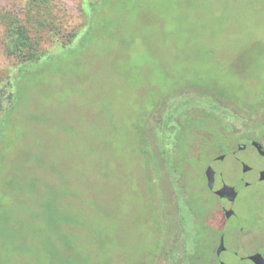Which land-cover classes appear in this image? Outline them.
Segmentation results:
<instances>
[{
  "label": "rangeland",
  "instance_id": "1",
  "mask_svg": "<svg viewBox=\"0 0 264 264\" xmlns=\"http://www.w3.org/2000/svg\"><path fill=\"white\" fill-rule=\"evenodd\" d=\"M13 23L38 61L7 53ZM0 90V264H184L226 132L189 115L173 167L163 127L196 100L240 113L264 98V0H0ZM243 193L249 224L264 185Z\"/></svg>",
  "mask_w": 264,
  "mask_h": 264
},
{
  "label": "flooded vegetation",
  "instance_id": "2",
  "mask_svg": "<svg viewBox=\"0 0 264 264\" xmlns=\"http://www.w3.org/2000/svg\"><path fill=\"white\" fill-rule=\"evenodd\" d=\"M186 109V112L193 116L206 113H204L205 109L191 108L189 105ZM231 109L225 106L222 110L223 113H230L235 118L242 120L256 118L258 121L248 127L240 124L238 127L234 124L224 126L226 133H223L224 140L220 143V150L205 166L204 178L211 201L206 212L201 216L204 222L202 228L207 236L204 241L207 244L209 241L214 246L209 260L217 264H238L246 260L251 264H264V207L250 217L254 224L244 223L245 219L239 212L244 189L264 185V98L257 105L247 106L244 112L237 113ZM158 126L163 127L161 123ZM166 131V146L168 151L172 152L174 131ZM251 153L255 155V160L250 161L244 157L245 154L249 156ZM229 160L232 162L227 167L225 164ZM177 181L180 187L181 176L177 177ZM224 188L226 190L222 194L220 191L217 192ZM173 191L176 196L174 186ZM184 196L182 197L185 198ZM261 197L264 203V194ZM170 221L173 226H178L174 217H171ZM209 234L210 238H208ZM252 257H255V260H252Z\"/></svg>",
  "mask_w": 264,
  "mask_h": 264
},
{
  "label": "trees",
  "instance_id": "3",
  "mask_svg": "<svg viewBox=\"0 0 264 264\" xmlns=\"http://www.w3.org/2000/svg\"><path fill=\"white\" fill-rule=\"evenodd\" d=\"M95 3H92L91 8H94ZM7 42H6V51L9 55H14L16 56L23 64H27V63H33L36 62L40 59L39 56L36 55L35 53V47H34V43L32 42L30 33L27 29V27L25 25H23L22 23H13L10 25V28L8 29V33L6 36ZM16 82V81H15ZM14 88V86H13ZM219 94L224 95L225 92L221 91L219 92ZM4 97L1 93L0 90V110L2 109L3 106V101H4ZM14 98V94L13 92H10L8 95V99L12 100ZM215 100V99H214ZM214 107L213 106H209L207 104H205V102H201L199 100H196V102H194V104H190L189 106H191V108H196V109H205L204 113L205 115L203 116V119H200L199 124L204 127L208 122H212V123H216V124H222L223 126H227L225 125V123L223 122V118L222 116H224V111L221 109V106L219 104V102L217 100L214 101ZM13 108V106H12ZM12 108L10 110H8L5 114V116L12 110ZM188 108V106H187ZM187 109H185L183 111V113L169 118V120L167 121V123H165L164 125V129L168 130V131H176V129L179 127L180 128V133L181 136H188L191 135L194 130L192 128V122L193 119L195 117H189V115H191L190 113L186 112ZM5 118V117H4ZM4 120V119H3ZM163 122V120H162ZM161 122V124H162ZM178 122V125L175 124ZM175 141V140H174ZM183 149V148H182ZM184 150V149H183ZM167 153V154H166ZM185 151H181L179 149V147H177L176 141L174 143V149L172 151V153H170V151H165L163 152V156L165 157L166 160L169 162L168 157L172 156L173 157V167H175L176 164L180 165L179 160L183 159V157H186ZM176 157L178 158V161H176ZM175 158V160H174ZM180 158V159H179ZM164 163V161H163ZM180 176L182 177V175L180 174ZM204 232V229L202 228V230ZM198 233V232H197ZM205 233V232H204ZM201 234H195L193 237V242L192 245L187 246L186 247V251L184 252V256L186 261L184 260V264H200L201 263V259L202 257L209 259L208 258V254H210V250L208 248L207 242L204 241L205 239V235L200 236ZM192 238V236H191ZM207 255V256H206ZM182 264V263H180Z\"/></svg>",
  "mask_w": 264,
  "mask_h": 264
},
{
  "label": "water",
  "instance_id": "4",
  "mask_svg": "<svg viewBox=\"0 0 264 264\" xmlns=\"http://www.w3.org/2000/svg\"><path fill=\"white\" fill-rule=\"evenodd\" d=\"M209 184L211 185V182H209ZM212 186V185H211ZM226 190V188H224L222 191L219 189L217 192H219L220 191V194H222L223 193V191H225ZM252 260H255V257H252ZM257 263H258V261H257ZM259 264V263H258Z\"/></svg>",
  "mask_w": 264,
  "mask_h": 264
}]
</instances>
